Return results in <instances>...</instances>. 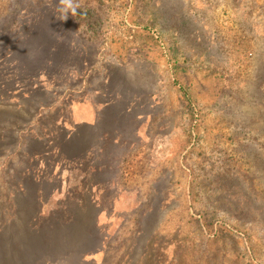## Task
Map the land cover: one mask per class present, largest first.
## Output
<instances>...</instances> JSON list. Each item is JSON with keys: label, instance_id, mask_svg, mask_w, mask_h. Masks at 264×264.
Instances as JSON below:
<instances>
[{"label": "rangeland", "instance_id": "374dc122", "mask_svg": "<svg viewBox=\"0 0 264 264\" xmlns=\"http://www.w3.org/2000/svg\"><path fill=\"white\" fill-rule=\"evenodd\" d=\"M162 1L76 0L62 20L60 0H0V224L13 179L64 210L87 163L108 239L81 263L264 264V0ZM42 14L64 44L31 68L15 48ZM119 93L135 114L117 123ZM103 116L86 158L56 154Z\"/></svg>", "mask_w": 264, "mask_h": 264}, {"label": "trees", "instance_id": "16d2710c", "mask_svg": "<svg viewBox=\"0 0 264 264\" xmlns=\"http://www.w3.org/2000/svg\"><path fill=\"white\" fill-rule=\"evenodd\" d=\"M164 4L166 2L160 0V7ZM43 19L48 23L46 29L31 28L30 36L19 41L15 48L20 54H24L23 64L31 68L37 66L35 63L44 60L42 58L45 56L51 57L64 44L62 38L57 44L61 34L56 30L57 25L59 26L56 16H48V14L38 16L39 21ZM117 70L118 68L112 72V78ZM118 96H114L111 106L107 107L115 110L110 118L115 122L124 121L135 114L134 107H130L129 104L124 103V106L119 107L120 102L114 105L117 101L123 100L122 93ZM106 118L103 116L94 125L77 126L67 133L64 140L57 143L56 154L62 158L81 154L86 158L88 150L92 148L90 143L92 133L99 141L107 139L110 135V131L102 123ZM116 132L114 141L121 135L120 131ZM5 141V135L0 133V145ZM81 165L77 170L85 173L84 179L79 186H70L67 190L66 201L74 203V206L64 210L59 207L56 209L55 206L46 209L50 199L46 200L47 197H44L43 187L36 186L34 176L22 173L19 179H13L10 213L8 219L0 224V264H64L66 259H71V262L76 259L78 264H86L81 263L85 257L79 252L85 250L81 249V246L86 244V250L93 249L88 246L92 239L100 240L98 247L107 241L108 233H102L103 230L98 224L99 210H93L92 206L93 201H102L103 195H95L86 186V173H89V168L87 163ZM96 204L94 202V205ZM29 209L28 215L25 216ZM69 231L72 233H68ZM79 236L83 238H77ZM80 242V247L77 249ZM157 264H160V261Z\"/></svg>", "mask_w": 264, "mask_h": 264}, {"label": "clouds", "instance_id": "9594fccd", "mask_svg": "<svg viewBox=\"0 0 264 264\" xmlns=\"http://www.w3.org/2000/svg\"><path fill=\"white\" fill-rule=\"evenodd\" d=\"M60 6L63 9L60 17L62 20H67L69 12L72 16H75L77 8L79 7L76 0H60Z\"/></svg>", "mask_w": 264, "mask_h": 264}]
</instances>
